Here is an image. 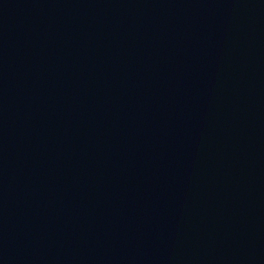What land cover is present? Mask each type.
Listing matches in <instances>:
<instances>
[{
    "label": "water",
    "instance_id": "1",
    "mask_svg": "<svg viewBox=\"0 0 264 264\" xmlns=\"http://www.w3.org/2000/svg\"><path fill=\"white\" fill-rule=\"evenodd\" d=\"M157 74L264 175V0H49Z\"/></svg>",
    "mask_w": 264,
    "mask_h": 264
}]
</instances>
